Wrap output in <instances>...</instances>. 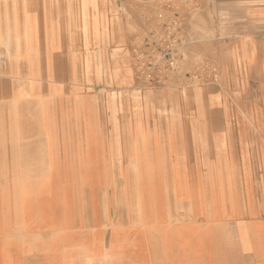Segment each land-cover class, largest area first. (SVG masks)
I'll list each match as a JSON object with an SVG mask.
<instances>
[{"label": "crops", "instance_id": "0c3cea01", "mask_svg": "<svg viewBox=\"0 0 264 264\" xmlns=\"http://www.w3.org/2000/svg\"><path fill=\"white\" fill-rule=\"evenodd\" d=\"M200 1L207 12L220 11L219 23L232 17L231 0ZM143 2L148 15L138 21L131 0H0V264H264L260 115L240 116L236 137L216 131L212 94L195 105L207 113L153 109L137 126L123 94L120 130L118 95L133 85L120 71L119 48L134 41L133 24L149 29L161 9L156 0ZM236 8L248 10L242 2ZM262 11L255 13L264 21ZM196 19L189 21L200 29ZM240 19L248 29V19ZM181 33L177 62L189 45ZM122 139L134 177L129 194L108 195L105 188L122 187L113 177ZM25 186L35 195L21 194ZM89 187L95 194L72 193ZM34 209L28 257L19 236Z\"/></svg>", "mask_w": 264, "mask_h": 264}, {"label": "rangeland", "instance_id": "374dc122", "mask_svg": "<svg viewBox=\"0 0 264 264\" xmlns=\"http://www.w3.org/2000/svg\"><path fill=\"white\" fill-rule=\"evenodd\" d=\"M143 1L146 0H131L133 4L129 12H131V15H134L135 20L140 21L142 14L148 15L146 13L147 8L144 7L145 2ZM156 1L159 2L158 4L161 3V9L159 7L156 12L154 25L148 29L146 24H133L134 31L136 29V35L134 41L129 42L128 47L132 48L134 54L137 55L138 51L142 49L148 34H153L163 29L164 25L169 24L167 21L170 18L175 21L180 18V31L183 28L185 34H189L188 49L185 56L181 57L179 62H177L176 57L183 46H185L183 43L182 47L175 53L174 66L171 68H161L156 85L148 87L147 85L139 84L135 73L136 87H134L131 69V51L127 47V43L121 44L119 50L123 58L120 57V71L123 73L124 70L128 73L133 89L131 88L130 91L124 92L120 90L118 95L121 102L119 112L120 130L126 129L123 126L125 116L122 101L125 96L123 94L129 97L134 104L132 110H135L137 126L141 125V122L149 116L150 112L155 113L157 111V114L162 113L166 115L172 113L178 116H193L197 113H207V111H201V109L205 108H199V105H195L200 104L201 100H208L212 94L215 95L216 100V131L230 130L233 132V136L236 137L240 116L248 114L249 120H251V115L258 114L264 120V21L258 20L255 13L257 8H262L264 17V0H231L233 11H230V14L232 17L227 20L228 22L224 21V23L218 22L220 20L218 19L217 12L220 13V11L207 12V10H204L206 3H202L200 0H192L190 3L184 0ZM216 1L217 3H223L229 0ZM241 2L246 3L248 6L247 12H240L239 8H236ZM222 5L220 4V6ZM227 12L229 13V11ZM240 14L248 19V29L245 23L243 24L241 21ZM193 15L197 18V21L199 20L200 29L197 23V26L194 24L193 29L189 21V19L194 18L192 17ZM214 20L215 22H213ZM215 23H223V26L226 24L227 28H225L226 26H218ZM207 25H210L209 29L213 32L209 33L205 31L208 28ZM124 28L125 26H122L120 22V31H123ZM131 28L132 26H130ZM221 28H223L224 34H221ZM190 36H195V38ZM224 39L231 40V42H225ZM122 78L123 76L121 75V82ZM149 100L158 101L162 105L149 107ZM181 101L188 106H177ZM198 110L201 112H198ZM142 124L145 125V123ZM259 124L264 127V122ZM248 125L254 132L260 130L254 123H248ZM121 142L123 147L119 154L120 171L116 172L113 177L114 179H121L120 183L122 182V187L105 188V193L108 192V195L117 194L118 189L119 191L121 189V194H129L131 181L134 177L133 172L127 168L124 139ZM248 158L255 168V156H248ZM239 162V156H236V163L238 165ZM72 189V193L75 195L81 194V196L95 194L96 192L95 188L90 187ZM20 193L31 198L35 195V187L25 186ZM42 202L43 198H41ZM29 214V221H31L26 223L23 235L19 236V242L23 245L24 255L28 257L31 254L28 251L32 252L35 249V209L30 211ZM41 230L46 231L47 229ZM48 236L50 235L41 234L36 237H41L46 242L48 241Z\"/></svg>", "mask_w": 264, "mask_h": 264}, {"label": "built area", "instance_id": "2783aa9c", "mask_svg": "<svg viewBox=\"0 0 264 264\" xmlns=\"http://www.w3.org/2000/svg\"><path fill=\"white\" fill-rule=\"evenodd\" d=\"M167 23L160 31L148 34L142 49L134 54L135 73L141 85H156L161 68L174 66L175 53L183 45L179 19L170 18Z\"/></svg>", "mask_w": 264, "mask_h": 264}, {"label": "bare ground", "instance_id": "6f19581e", "mask_svg": "<svg viewBox=\"0 0 264 264\" xmlns=\"http://www.w3.org/2000/svg\"><path fill=\"white\" fill-rule=\"evenodd\" d=\"M176 219V218H175ZM153 235V234H152ZM160 242V241H159Z\"/></svg>", "mask_w": 264, "mask_h": 264}]
</instances>
